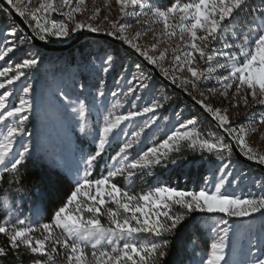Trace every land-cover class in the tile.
<instances>
[{"label": "snow or ice", "instance_id": "6c2138e0", "mask_svg": "<svg viewBox=\"0 0 264 264\" xmlns=\"http://www.w3.org/2000/svg\"><path fill=\"white\" fill-rule=\"evenodd\" d=\"M107 4L108 0H105ZM115 4L119 13L117 19H110V11L101 18V7H96L86 18L77 19V14L83 16L87 11L85 0H4L0 3V13L7 18L14 12L30 29L26 33L19 25L6 23L7 30L0 33L3 37L0 40L3 44L0 60L22 50L21 46L27 45L28 49L14 69L11 65L0 69V78H4L0 89H5L0 94V169L11 173V183L15 186L0 189V207L4 210V215L0 216V234L6 238V243L0 244V261L23 264L22 253H27L31 264H58V261L63 264H170L166 259L171 255L170 249L186 227L190 224L195 227L196 213H222L229 218H255V214L259 213L264 217V180L254 182L260 185V193L255 196L224 190L233 175V142L249 161L264 166V152L249 142V134L264 126V112H247L242 121L240 114L233 111L241 106L248 108L249 98L254 104L264 106V0H260L257 6L250 5L249 0H171L163 7L145 4L143 0H115ZM137 8L139 11H136ZM241 13L245 14V20L237 29L232 26V21L237 20ZM57 15L62 19H56ZM132 18L142 27L162 26L159 34L154 33L153 43L139 42L141 32H131V24L125 22ZM82 30L114 37L159 68L172 84L176 85L179 80L177 86L216 122L223 134H202L199 117L193 115L178 122V126L165 138L130 159V150L139 143L145 129L155 122L156 110L163 104L159 99H153L139 111L129 110L126 114L117 115L116 110L123 105L116 100L103 116L94 154L81 157L84 165L82 174L77 168L73 173L74 184L66 199H60L58 206L53 199L55 210L50 214V221L40 223L38 216L32 220L21 219L17 216L18 200L12 193L17 194L20 200L31 193L25 177L18 173L33 153L30 142L21 143L20 151H15L14 147L17 138H23L27 132L26 122L34 103L29 96L33 85L24 86V95L20 96L18 104L13 105L8 104L12 93L7 86L24 77L26 70L34 69L41 63L43 57L39 47H47V43L39 42L70 38ZM177 36L183 46L172 43L173 37ZM160 43L167 46L161 49ZM216 43H222V47H212ZM169 50L172 56L169 66L164 67ZM97 59L102 71L108 73L116 57L104 49L89 62L95 64ZM200 61L206 68H201ZM135 67L140 70L141 65L136 64ZM9 73H12L11 76ZM213 77L221 88H209L206 97L201 91L203 82ZM133 81H138L141 89H148L149 85L136 75L128 81L127 92L123 95L134 96L131 103L135 106V101L141 97L131 86ZM80 89L83 94L85 85L80 84ZM214 93L218 102H227L226 106L218 107L206 102ZM98 95L105 96L104 80L99 82ZM116 95L112 92L114 98ZM58 97L65 108H71L78 115L80 131L86 132L87 98L77 96L76 100H72L63 90L58 92ZM149 113L151 118L143 121L139 130L133 131L131 138L111 157L113 163L110 167L106 166V174L93 179L91 170L94 164L110 138L117 134L118 129L122 130V123ZM185 150H199L202 158L207 153L221 161L216 170L219 175L212 174V188L205 180L203 187L193 190L159 182L138 194L128 190L145 170L182 164L184 158L181 153ZM117 177L126 180L127 186L115 183ZM34 179L41 183L39 193L53 198L58 196V182H67L59 172ZM101 216L106 217L107 227L101 222ZM209 227L213 238L198 264H233L226 259L230 234L234 238L240 226L229 225V221L221 217ZM144 235L152 239H141ZM245 239L247 248L241 245V252L247 258L236 264H264V236H255L249 226ZM254 241L259 255H253ZM10 256L13 257L11 260L8 259ZM37 256L41 258H34Z\"/></svg>", "mask_w": 264, "mask_h": 264}, {"label": "rangeland", "instance_id": "374dc122", "mask_svg": "<svg viewBox=\"0 0 264 264\" xmlns=\"http://www.w3.org/2000/svg\"><path fill=\"white\" fill-rule=\"evenodd\" d=\"M143 2L145 4L155 5L150 0H143ZM84 7L87 11L83 16L77 14V19L86 18L96 7H101L102 9L100 13L101 18L108 14L109 11L111 12L110 19H117L119 15L115 0H108L107 5H105V0H85ZM136 11H139V9L137 8ZM56 19L59 20L62 18L57 15ZM125 22L131 24V32L135 33L138 30L141 32L139 40L141 44L150 45L153 43L154 33L159 34L162 27L160 24H155L153 26L145 25L142 27L136 24L135 18L126 19ZM6 23L16 25L10 17L6 18L3 13H0V33L7 30L5 27ZM241 24L242 21H232V26L237 29L240 28ZM178 31L177 29V32ZM73 36L70 38H52L48 43L64 44L69 42ZM2 39L3 37L0 35V40ZM172 43L181 44V46H183L178 36L173 37ZM79 44L82 45V48L80 51L77 49L73 50L75 62L73 65L68 66L70 61L67 53L72 48H78L79 46L77 45ZM165 46H167L165 43H160L159 45L161 49ZM2 47L3 44L0 43V48ZM212 47L220 48L222 47V43L213 44ZM21 49L20 51L10 53L4 60H0V69L9 65L14 69L15 64L21 62V59L24 58L25 52L28 50L27 45L21 46ZM70 49L61 52H49L39 48L43 57L41 63L34 69L26 70V75L24 77L14 82L13 85L7 86L8 90L12 93V95L8 97V104L13 105L18 104L20 96L24 95L22 91L23 87L27 86L29 83L33 85V90L29 94L34 102L33 110L28 114L29 119L26 122L27 132L23 135V138H17L18 142L14 147L15 151L22 150L21 143L29 144L30 142V150L33 155L57 166L74 182L73 173L76 169H81V174L83 171L84 165L81 157L88 153L94 154L99 130L102 127L103 116L116 100H120L123 105L116 110L115 114L117 115L126 114L129 110L139 111L144 106L150 104L153 99H159L163 104L162 108L156 110L155 122L150 128L145 129V132L140 137L139 143L130 150V159L134 158L142 150H146L147 147L152 146L153 143L159 142L165 138L166 134H169L175 126H178V122H182L183 119L190 118L193 115L199 117L202 134L215 133L216 136L222 135V130L218 128L216 122L206 113L204 114L194 104L188 102L181 95L164 85L149 69L143 66L139 60L121 47L102 39H83ZM104 49H107L116 57L115 63L109 69L108 73H104L99 67L100 60L97 59L95 64L89 62L98 52H102ZM52 54H56L57 56L51 57L53 56ZM171 56L172 53L171 50H169L168 58L164 61V67L169 66ZM136 64L141 65L140 70L136 69ZM200 66L201 68H206L203 61H200ZM157 70L166 78L159 68H157ZM11 74L12 73H9V76H11ZM133 75H136L140 80H143V83L149 85L148 89H141L138 81L132 82L131 86L136 88V95L141 97L140 100L135 101V106L131 103V101L135 99L134 96L129 95L125 97L123 95V93L127 92L129 86L128 81L132 80ZM176 75L179 76L180 73H176ZM185 75H187V73H185ZM3 79L4 78H0V82H2ZM166 79L171 81L169 78ZM101 80L105 81L104 97L98 95V86ZM80 84L85 85L86 90L83 91V94H81L82 90L80 89ZM178 84L179 80H177L176 85ZM209 88L219 90L221 85L218 84L213 77V79L203 82L201 91L205 93L206 97H208ZM60 90L68 93L72 100H76L77 96H80L81 99L87 98L88 114L86 117V132L80 131L78 115L73 113L71 108H65L64 103L61 102V99L58 97V92ZM3 91H5V89H0V94H2ZM112 92L117 93L115 98L112 96ZM193 95H196V93L193 92ZM93 98H95V100H93ZM206 102L218 107L226 106L227 104L226 101L222 103L218 102L215 93L211 98L207 99ZM249 105L248 108L241 106L233 109L234 112L240 114V119L242 121L244 120V114L247 112L253 114L264 112V106L254 104L251 98H249ZM177 114L180 115L178 116ZM151 116L152 114L149 113L143 117H137L131 122L122 123V130L118 129L117 134L110 138L109 144L105 146V150L101 153V157H99L96 164H94L91 170V176L94 171L99 175L94 178L92 177L93 179L99 178L102 174H106L107 167H110L113 163L111 157L115 155L116 151L119 150V147H121L127 139L131 138V133L133 131H138L139 127L143 125V121L150 119ZM0 130H2V128H0ZM249 142L254 148L264 152V126H259L255 133L249 134ZM237 148L239 149L238 146ZM181 156L184 158L182 164H169L167 167L161 165L145 170L143 175L138 177L128 190L138 194L141 191H146L157 182L167 183L179 189L193 190L203 187L205 180L209 181L208 187L212 188V174L215 173L217 176L219 175L216 170L220 166L221 161L215 156H211L207 153H205L202 158L199 150L196 152L185 150L181 153ZM231 159L233 160V167L231 169L233 175L229 177L231 183L226 184L224 190L228 193L235 192L238 195L241 193H251L253 196L259 194L260 185L254 182L264 180V171L243 164L237 160L233 154ZM190 170H199L201 172V179L196 181L193 175H188L187 172ZM3 172V169H0V179ZM179 172L182 173L180 178L177 176ZM114 182L122 187L127 186L128 183L122 177H117ZM16 199L18 200L19 207V212L17 213L18 218H29L33 216L34 213H36L34 214L36 217L41 213V205L38 200L32 199L31 203L29 195L24 197L23 200H20L19 196L16 195ZM36 206H38V210H35ZM110 206L114 207V205ZM195 217L200 225L203 226L204 232L208 236L210 242L213 238V234L209 226L218 222L221 217L227 219L229 225L234 227L240 226V231L234 238L230 234V247L226 259L233 262V264L244 261L247 258L246 255L241 252V245H243L245 249L247 248L245 232L248 230L249 226L251 232L255 236H264V217L259 213L255 214V218H229L222 213H196ZM100 218L101 222L107 227L108 222L106 217L101 216ZM141 239L147 240L152 238L144 235ZM259 254L260 253L256 250L254 241L253 255ZM199 258H201V256Z\"/></svg>", "mask_w": 264, "mask_h": 264}, {"label": "trees", "instance_id": "16d2710c", "mask_svg": "<svg viewBox=\"0 0 264 264\" xmlns=\"http://www.w3.org/2000/svg\"><path fill=\"white\" fill-rule=\"evenodd\" d=\"M155 5L159 6H167L171 0H150ZM184 2H187V0H184ZM260 0H249V4L252 6L259 5ZM248 18H251V15L248 16ZM238 21H244L245 20V14L241 13L238 18ZM78 48H72L68 51L67 56L69 58L70 63H68V66L73 65L75 62L73 50H81L82 45H77ZM116 47V46H113ZM54 57L55 55L52 54ZM57 56V55H56ZM64 61V57H63ZM177 95V94H174ZM257 171V170H255ZM53 172H59L62 176L65 177L66 183L64 181H59L57 184L58 188V196L53 198L49 195H41L38 191V189L41 187L40 181L34 179V177L37 176H44V175H51ZM188 175H193L196 181H199L201 179V172L199 170H190L187 172ZM18 175L24 176L26 180V186L31 188L32 191L29 194V198L32 203L33 200H38L41 205V213L38 215L39 222H49L50 221V214L55 210L53 206V199H55L56 206L59 205L60 199L64 198L66 199V194L69 192L71 186L74 184V182L66 176V174L57 166L52 165L48 161L39 159L36 155H32L31 159L26 161L25 165L19 168ZM99 175L96 171H94L92 177H96ZM182 175L181 172L178 173V178ZM11 173H5L3 172L0 179V189H9L14 188L15 186L11 183ZM12 195H17L14 192ZM35 210H38V206H36ZM34 211V210H33ZM36 214V213H34ZM30 216L28 219L32 220L35 217V215ZM4 215V210L2 207H0V216ZM195 227H193L191 224L186 227L179 235V239L176 240L170 249L171 255L167 257L166 259L170 262V264H198L199 257L202 254H205V251L207 250L209 246V238L204 232L203 226L200 225L199 221L195 219L194 221ZM6 238L3 236V234H0V244H5ZM14 255V254H13ZM13 257L10 256L8 259L11 260ZM34 258H41L39 256ZM199 258V259H198ZM22 259L23 264H31V260L29 259V254L22 253ZM58 263H63L62 261H58ZM0 264H7V261H0Z\"/></svg>", "mask_w": 264, "mask_h": 264}, {"label": "water", "instance_id": "95a60500", "mask_svg": "<svg viewBox=\"0 0 264 264\" xmlns=\"http://www.w3.org/2000/svg\"><path fill=\"white\" fill-rule=\"evenodd\" d=\"M0 3H4V0H0ZM5 7H8L5 4ZM10 18L12 19V21L16 24L19 25V27L26 33L30 32V29L28 28L27 24H25L23 22V18L19 17L18 15H16L14 12L13 14L10 16ZM83 39H102V40H106L109 41L119 47H121L122 49H124L126 52L130 53L131 55H133L137 60H139L143 66H145L147 69H149L154 76L159 79L164 85H166L167 87H169L172 91L178 93L179 95H181L185 100H187L188 102L194 104L201 112H203L200 108L199 105H197L195 103V101H193L191 99V97L185 93L181 88H179L177 85L172 84L171 81H169L168 79L164 78L159 71L157 70V68L151 64H149L147 61L144 60L143 57H141L137 52H135L134 49L129 48L127 45L123 44L122 42L116 40L114 37L111 36H107L104 33H88L87 31H82L81 33H77L73 36V38L64 44H54V43H48V42H39V44H44L47 43V47H39L42 50L45 51H49V52H61V51H66L68 49H70L72 46H75L79 41L83 40ZM38 44V46H39ZM204 113V112H203ZM205 114V113H204ZM223 134V133H222ZM233 155L234 157L239 160L240 162H242L243 164H246L250 167L259 169L261 171H264V166L259 165L258 163L254 162V161H249L246 157L243 156L242 153H240L239 149L237 148V146L234 145L233 143Z\"/></svg>", "mask_w": 264, "mask_h": 264}]
</instances>
